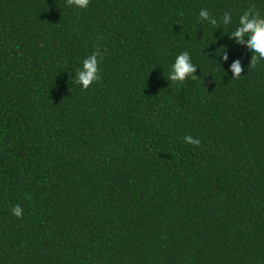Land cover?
I'll return each instance as SVG.
<instances>
[{
	"label": "trees",
	"instance_id": "16d2710c",
	"mask_svg": "<svg viewBox=\"0 0 264 264\" xmlns=\"http://www.w3.org/2000/svg\"><path fill=\"white\" fill-rule=\"evenodd\" d=\"M202 8L264 0H0V264H264V62Z\"/></svg>",
	"mask_w": 264,
	"mask_h": 264
},
{
	"label": "clouds",
	"instance_id": "9594fccd",
	"mask_svg": "<svg viewBox=\"0 0 264 264\" xmlns=\"http://www.w3.org/2000/svg\"><path fill=\"white\" fill-rule=\"evenodd\" d=\"M90 0H67L71 7L86 9ZM198 23H206L213 27L231 26V32H222L221 36L227 35L229 40L237 44L246 45L251 51L249 67H256L259 63L264 62V13L258 9H247L241 13L238 20L233 21L230 12H224L221 19L211 15L209 10L202 8L198 14ZM220 58V66L228 63L233 77L240 76L245 69V65L239 56L232 58L229 62V53L227 45L223 46V51L217 55ZM102 59L99 50L85 57L80 66L75 70L74 80L82 89L87 90L92 84L99 79V65ZM199 67L193 62L188 51L179 53L170 67L168 68L167 80L172 83L184 82L187 79H196L197 69ZM184 141L188 144L199 145L200 141L192 136H185ZM13 215L21 217L23 209L19 204L12 209Z\"/></svg>",
	"mask_w": 264,
	"mask_h": 264
}]
</instances>
